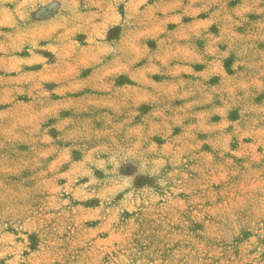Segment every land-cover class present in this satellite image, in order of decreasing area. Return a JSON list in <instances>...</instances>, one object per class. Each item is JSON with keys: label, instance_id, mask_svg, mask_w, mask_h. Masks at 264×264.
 <instances>
[{"label": "rangeland", "instance_id": "1", "mask_svg": "<svg viewBox=\"0 0 264 264\" xmlns=\"http://www.w3.org/2000/svg\"><path fill=\"white\" fill-rule=\"evenodd\" d=\"M0 264H264V0H0Z\"/></svg>", "mask_w": 264, "mask_h": 264}]
</instances>
